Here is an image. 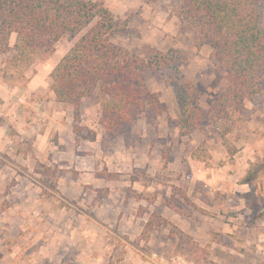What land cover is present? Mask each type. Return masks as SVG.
Instances as JSON below:
<instances>
[{"label": "rangeland", "instance_id": "374dc122", "mask_svg": "<svg viewBox=\"0 0 264 264\" xmlns=\"http://www.w3.org/2000/svg\"><path fill=\"white\" fill-rule=\"evenodd\" d=\"M96 1L121 23L117 46L141 58L147 47L176 52L204 110L227 92L211 46L198 49L181 20L183 0ZM89 28L45 47L24 70L0 55V264H157L174 256L264 264L262 168L243 181L264 161V77L234 122L209 128V137L181 136L173 72L149 70L145 82L161 112H138L109 132L98 93L76 112L51 90L53 69ZM152 215L161 226L147 237Z\"/></svg>", "mask_w": 264, "mask_h": 264}, {"label": "trees", "instance_id": "16d2710c", "mask_svg": "<svg viewBox=\"0 0 264 264\" xmlns=\"http://www.w3.org/2000/svg\"><path fill=\"white\" fill-rule=\"evenodd\" d=\"M154 1L145 0L148 4ZM180 17L195 31L198 49L211 46L209 60L229 84L209 110L202 108L197 86L180 76L176 52L147 47L145 58H141L112 41L121 23L101 1L0 0V55H9L11 69L24 70L45 47L66 35L76 38L93 24L51 73V90L58 103L72 105L79 112L82 102L98 93L101 123L112 132L132 123L138 112H161L159 99L144 75L149 70L172 71L169 83L174 85L179 134L198 131L209 137V128L234 122L245 103L262 92L264 0H183ZM253 168H262L264 173V161L251 165L245 183L259 176ZM183 197L187 198L186 194ZM160 226L152 215L144 234L148 237Z\"/></svg>", "mask_w": 264, "mask_h": 264}, {"label": "built area", "instance_id": "2783aa9c", "mask_svg": "<svg viewBox=\"0 0 264 264\" xmlns=\"http://www.w3.org/2000/svg\"><path fill=\"white\" fill-rule=\"evenodd\" d=\"M156 263L157 264H190L185 258L181 256H174L170 259H162Z\"/></svg>", "mask_w": 264, "mask_h": 264}]
</instances>
